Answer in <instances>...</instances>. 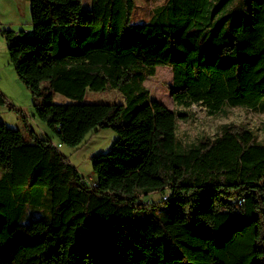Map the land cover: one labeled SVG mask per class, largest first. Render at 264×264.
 Returning a JSON list of instances; mask_svg holds the SVG:
<instances>
[{
	"label": "trees",
	"instance_id": "16d2710c",
	"mask_svg": "<svg viewBox=\"0 0 264 264\" xmlns=\"http://www.w3.org/2000/svg\"><path fill=\"white\" fill-rule=\"evenodd\" d=\"M29 1L33 33L2 35L35 116L63 146L119 137L89 182L0 89L25 130L0 121V264H264V135L234 122L178 135L192 105L264 113V0H165L147 21L136 0ZM158 66L176 109L144 84ZM88 89L125 103L54 101Z\"/></svg>",
	"mask_w": 264,
	"mask_h": 264
},
{
	"label": "rangeland",
	"instance_id": "374dc122",
	"mask_svg": "<svg viewBox=\"0 0 264 264\" xmlns=\"http://www.w3.org/2000/svg\"><path fill=\"white\" fill-rule=\"evenodd\" d=\"M164 2L165 0H136L137 7L133 14L134 21H147L152 14V9ZM90 7L91 0H82L83 10H87ZM172 78L173 72L170 66H158L156 74L146 79L144 84L150 91L151 99L161 102L169 109H176L177 105L169 90ZM21 86L28 92V95L31 96L26 87L23 84H21ZM12 88L16 89L13 84ZM19 92L20 91L17 90V93ZM21 97L23 98L24 94H22ZM54 101L56 103H125V96L117 89L106 91H92L88 89L82 100L70 99L62 94L56 93ZM8 112L9 114L6 115L7 125L25 131L21 116L13 111L8 110ZM188 113L187 119L179 122L178 129L179 138L184 142L193 141L196 137L204 133L213 134L220 124L227 122L245 124L252 128L260 139L263 138L264 135V113L261 112L237 107L231 108L229 117L211 116L207 113L205 107L192 105L188 108ZM29 121L39 137L57 140V137L38 117L33 119L32 116L29 115ZM118 137V133L111 128L100 129L97 132L89 134L80 146L76 148L63 146L64 148L62 147L63 149H61L70 158L72 163L77 166L80 173L84 175L89 182H93L94 176L92 173L91 157L109 151ZM57 142L58 141H55V143ZM147 198L158 202L162 200V194L153 193Z\"/></svg>",
	"mask_w": 264,
	"mask_h": 264
},
{
	"label": "crops",
	"instance_id": "0c3cea01",
	"mask_svg": "<svg viewBox=\"0 0 264 264\" xmlns=\"http://www.w3.org/2000/svg\"><path fill=\"white\" fill-rule=\"evenodd\" d=\"M4 29H11L16 32L24 30L27 33H33L31 3L29 0H0V89L16 106L35 119L32 96H29L28 92L22 88V83L10 62L8 44L5 36L2 35ZM12 84L20 91L19 93L12 88ZM22 94H24L23 98L21 97ZM8 114L7 107H0V121L7 124L6 115ZM54 141H58V139Z\"/></svg>",
	"mask_w": 264,
	"mask_h": 264
},
{
	"label": "built area",
	"instance_id": "2783aa9c",
	"mask_svg": "<svg viewBox=\"0 0 264 264\" xmlns=\"http://www.w3.org/2000/svg\"><path fill=\"white\" fill-rule=\"evenodd\" d=\"M57 146L59 147V148H62L63 147V145L62 144H60V143H57ZM85 177V176H84ZM86 178V177H85ZM86 180L88 181V179L86 178Z\"/></svg>",
	"mask_w": 264,
	"mask_h": 264
}]
</instances>
